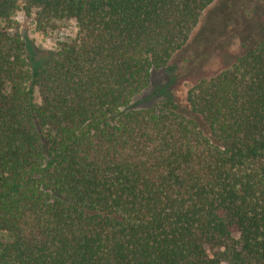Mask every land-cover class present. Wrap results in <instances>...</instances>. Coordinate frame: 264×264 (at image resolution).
I'll list each match as a JSON object with an SVG mask.
<instances>
[{
	"label": "trees",
	"instance_id": "trees-1",
	"mask_svg": "<svg viewBox=\"0 0 264 264\" xmlns=\"http://www.w3.org/2000/svg\"><path fill=\"white\" fill-rule=\"evenodd\" d=\"M214 1L0 0V264H264V36L172 89Z\"/></svg>",
	"mask_w": 264,
	"mask_h": 264
},
{
	"label": "rangeland",
	"instance_id": "rangeland-1",
	"mask_svg": "<svg viewBox=\"0 0 264 264\" xmlns=\"http://www.w3.org/2000/svg\"><path fill=\"white\" fill-rule=\"evenodd\" d=\"M17 31L42 56L74 32L70 22L57 23L44 33L37 32L31 18L17 13L12 20ZM264 36V0H216L200 16L186 45L170 61L180 84L172 87L175 96L185 98L191 84L229 65L240 51L242 42ZM156 84L168 81L164 71L153 75ZM185 83V84H183ZM155 84V83H154ZM209 254V252L207 251Z\"/></svg>",
	"mask_w": 264,
	"mask_h": 264
}]
</instances>
